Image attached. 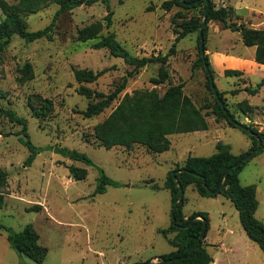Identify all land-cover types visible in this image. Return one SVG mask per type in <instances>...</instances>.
Wrapping results in <instances>:
<instances>
[{"label":"rangeland","instance_id":"374dc122","mask_svg":"<svg viewBox=\"0 0 264 264\" xmlns=\"http://www.w3.org/2000/svg\"><path fill=\"white\" fill-rule=\"evenodd\" d=\"M3 1L14 6L29 32L46 28L60 7L58 0ZM79 1L73 0L74 8L57 17L52 40L27 43L13 35L0 50V110L10 109L25 119L31 143L46 148L26 167L29 151L19 141L22 128L0 114V170L7 175L0 186L4 200L0 225L20 232L32 224L39 244L48 250L42 264H131L154 253L167 255L175 250L167 240L176 233H168L166 239L158 231L171 224V195L165 186L169 173L182 167L188 156H211L218 141L228 145L233 155L254 146L239 129L215 121L216 98L199 61L198 31L177 43L175 32L184 22L201 26L204 21V54L214 86L222 94L220 101L236 122L260 134L264 142V85L257 86L264 80V64L254 60L256 46L245 47L240 33L230 29L244 24L264 30V0H209L214 9L233 8L225 23L207 20L204 2L192 9L174 5L166 11L161 4L170 0H111L109 24L102 3L89 6L85 0L78 5ZM3 20L0 10V23ZM109 33L136 58L165 56L174 45L164 65L168 79L160 85L151 83L162 68L159 62L135 71L106 49L92 48ZM226 70L240 74L225 77ZM81 71L91 73L93 79L77 82L75 72ZM124 78L125 89L108 108L98 116L84 117L92 101L80 93V87L108 95ZM177 85L205 117L207 131L168 136L170 148L163 153L142 144L108 150L101 145L96 128L126 94L153 91L161 97ZM48 147L83 153L93 165L65 158ZM71 167L85 169L86 178L75 180ZM101 172L119 186L94 194ZM239 180L244 187L256 186L255 217L264 223V151L249 159ZM182 201L180 224L192 214L207 215L205 244L215 264H264V255L247 239L229 200L221 195L202 197L188 185ZM0 264H33L10 248L1 228Z\"/></svg>","mask_w":264,"mask_h":264},{"label":"trees","instance_id":"16d2710c","mask_svg":"<svg viewBox=\"0 0 264 264\" xmlns=\"http://www.w3.org/2000/svg\"><path fill=\"white\" fill-rule=\"evenodd\" d=\"M18 3L26 4L37 0H15ZM59 1V9L55 13L51 23L44 29L35 32H29L25 29L24 24L19 19L14 11V6L0 0V10L4 15L3 22L0 23V50L9 44L13 35L18 36L27 43H31L40 39L52 40L51 31L57 17L74 8L73 0ZM111 0H86V5L102 3L107 10L106 20L110 23L112 12L109 8ZM189 4L197 1L192 6L183 5L179 0L165 1L161 4V8L169 11L172 6L176 5L184 9H192L199 6L200 3L205 4L204 0H183ZM209 3V0H207ZM206 9V8H204ZM233 11L232 7L214 9L209 3L207 20L219 21L225 23L227 17ZM205 15V10L203 11ZM200 24L194 22H184L178 27L180 32H175V43L180 41L186 35L199 30ZM230 29L237 31L241 35L242 43L245 47L256 46L254 60L256 63L264 64V30L249 29L240 24L238 26H230ZM206 27L203 26L202 35L205 41ZM199 40V37H198ZM92 48L95 50L106 49L109 55L114 58L122 59L126 64L134 67L135 71L143 68L151 63L159 62L162 68L159 69L158 75L151 79L154 85L163 84L169 77L164 65L167 64L168 57L174 52V45L165 56H151L150 58H136L131 56L115 39L114 35L109 33L96 41ZM200 50V40H199ZM200 63H204L209 67L208 58L204 60L200 54ZM209 69V68H208ZM211 75V70L209 69ZM129 72L128 76H131ZM240 74L235 70L224 71L225 77H231ZM211 76H208L210 84ZM91 73L85 71L75 72V80L79 83L90 82ZM212 79V78H211ZM127 79L114 89L111 94L105 95L100 92L90 90L86 87H80V93L92 102L86 107L83 112L84 117L92 118L102 113L109 105L117 99L118 95L125 89ZM264 85V80L257 86ZM249 94H254L255 90L247 89ZM221 93L218 97L221 100ZM215 121H226L227 125L233 129H239L243 134L247 135L254 142L251 147L243 154L233 155L230 152V147L218 141L215 144V153L209 157H191L188 156L184 164L180 168H176L175 178L169 173L166 180V188L171 195V214L174 217V223L171 224L168 230H159L158 232L167 239V234L175 232L173 239L167 240L168 244L175 250L167 255H163L162 260L155 264H211L213 258L207 252L205 244L206 234L209 228V219L206 214H192L182 224L179 223L178 212L182 207L183 201L178 203L179 188L178 184L184 191L188 185H193L198 195L202 197H216L221 195L229 200L238 213L239 223L246 237L253 242L264 255V223L257 220L255 213L258 207L256 199V186H242L239 180V174L247 164L244 158L257 147V140L261 141V147L256 152L264 151V142H262L260 134L255 131L242 130L236 126V122L232 114L228 111L224 104H220L217 99L213 110ZM0 114L7 118L10 122L21 126L20 143L27 148L29 156L25 160V166H30L35 156L46 148L34 146L27 134V125L25 119L16 115L10 109H1ZM208 130V124L201 111L186 97L181 86H171L160 97L155 92L137 91L131 96H124L121 103L114 111L106 118V120L96 128L97 138L105 149H111L115 146L130 148L134 144L145 145L149 151L154 153H163L169 150L170 142L167 139L171 135L189 134L194 132H203ZM54 152L65 158L74 161L82 162L87 166H92L93 163L88 156L83 153H78L74 150L66 148H50ZM255 154V155H256ZM254 155V156H255ZM252 156V157H254ZM70 174L77 181L86 178V170L83 168H70ZM7 175L0 170V186L6 183ZM118 187L119 184L101 172L98 178L94 194H104L106 187ZM3 195L0 194V208L3 206ZM176 208L173 210V207ZM200 217L201 220H197ZM205 229L202 232L203 224ZM185 226H187L185 228ZM1 229L7 232V242L10 248L19 256L28 258L33 264H42L46 259L48 250L39 244V236L32 224H27L22 231L13 232L0 225ZM195 247L193 250L192 248ZM192 250V251H191ZM176 259V260H175ZM142 264V263H136ZM147 264H153L151 262Z\"/></svg>","mask_w":264,"mask_h":264},{"label":"water","instance_id":"95a60500","mask_svg":"<svg viewBox=\"0 0 264 264\" xmlns=\"http://www.w3.org/2000/svg\"><path fill=\"white\" fill-rule=\"evenodd\" d=\"M204 1L206 2V9H205V16H206V14H207V12H208V6H209V3H208L207 0H204ZM84 2H85V0H81V1H79L77 4L80 5V4L84 3ZM179 2H180L181 4H183V5H187V6H192L193 4H196V3H197V1H195V2H193V3L186 4V3H184L183 0H179ZM203 26H204V21L202 22L201 26L199 27V30H198V37H199V40H200V54H201L202 59L204 60V57H205V54H204V39H203V35H202V29H203ZM204 69H205L207 75L210 76L208 66H207L205 63H204ZM210 84H211V89H212V92H213L215 98L217 99V101H218L220 104H222L221 101H220V99H219V97H218V91H217V89L215 88L214 83H213V81H212L211 78H210ZM236 126L241 127V125H240L239 123H236ZM241 128H242V130L247 131V128H246V127L243 126V127H241ZM260 147H261V141H260V140H257V147H256L253 151H251V152H250V153L244 158V161H247V160H249L252 156H254V155L256 154V152L259 150ZM175 175H176V173H175V172H172L171 176H172L173 178H175ZM178 188H179V197H180L178 203H181V202H182V197H183V190H182V188H181V186H180L179 184H178ZM176 206H177V204L173 207V210L176 208ZM171 220H172V222L174 223L175 220H174V217H173V216H171ZM186 227H187V226H185V228H186ZM204 229H205V222H204V224H203L202 232H203ZM194 248H195V247H193L192 250H193ZM192 250H191V251H192ZM156 259H157V260H162L161 257H157ZM175 260H176V259H175ZM149 262H150V261L145 262V263H143V264H147V263H149Z\"/></svg>","mask_w":264,"mask_h":264},{"label":"crops","instance_id":"0c3cea01","mask_svg":"<svg viewBox=\"0 0 264 264\" xmlns=\"http://www.w3.org/2000/svg\"><path fill=\"white\" fill-rule=\"evenodd\" d=\"M248 239V238H247ZM249 240V239H248ZM250 241V240H249ZM206 242V241H205ZM251 242V241H250ZM253 243V242H251ZM254 244V243H253ZM255 245V244H254ZM163 254H160V253H154L153 255H149L145 258H142V259H138L136 261H133V263L131 264H136V263H143V262H148V261H152L153 259H156L157 257H160L162 256ZM216 261L213 259V262L211 264H215Z\"/></svg>","mask_w":264,"mask_h":264}]
</instances>
